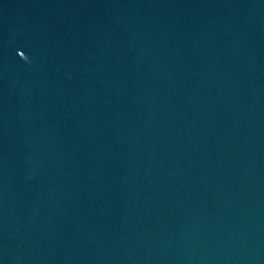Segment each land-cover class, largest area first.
<instances>
[{
	"label": "water",
	"instance_id": "95a60500",
	"mask_svg": "<svg viewBox=\"0 0 264 264\" xmlns=\"http://www.w3.org/2000/svg\"><path fill=\"white\" fill-rule=\"evenodd\" d=\"M0 264H264V0H0Z\"/></svg>",
	"mask_w": 264,
	"mask_h": 264
}]
</instances>
